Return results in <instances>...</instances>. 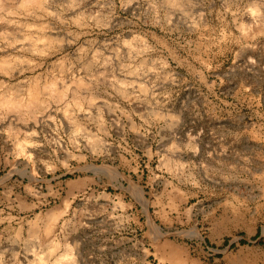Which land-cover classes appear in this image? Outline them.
Segmentation results:
<instances>
[{"label":"rangeland","instance_id":"374dc122","mask_svg":"<svg viewBox=\"0 0 264 264\" xmlns=\"http://www.w3.org/2000/svg\"><path fill=\"white\" fill-rule=\"evenodd\" d=\"M173 2L0 0V264H264V0Z\"/></svg>","mask_w":264,"mask_h":264},{"label":"bare ground","instance_id":"6f19581e","mask_svg":"<svg viewBox=\"0 0 264 264\" xmlns=\"http://www.w3.org/2000/svg\"><path fill=\"white\" fill-rule=\"evenodd\" d=\"M173 1L175 2V0H172V2ZM28 3H30V2H28ZM36 4H40V1H38V3H36ZM255 15H256L255 11L251 12V16H252L251 21L253 22V25L258 29L259 26L261 27L262 25H260L261 23L259 24L256 21V16ZM255 27H253V28H255ZM256 28H255V30H256ZM251 34H253V32L248 34V37ZM252 36H254V35H252ZM40 100L41 99H40V96H39V92H38V90L36 88H34V89L29 90V92L27 93V97L26 98L25 97L16 98L15 96L13 97V95H10V94H5V95L0 96V106L4 107L5 109H10V110H18V109L23 110L24 108L31 107L30 105L39 103L38 101H40ZM96 142H98V141L96 140ZM100 143L101 142L99 140V144ZM97 146H101V145H98V143H97L96 148H97ZM21 152L23 153V152H25V150L22 149ZM23 154H25V153H23ZM120 205H121V203H120ZM56 221H57V215H54L53 220L50 221L51 223H49L47 225V227H46V232L45 233H46L47 236H49V234H51L53 232V230L55 229V226H56L55 222ZM53 243H55V242H53ZM57 247H58L57 243L50 245V249H52V252L55 251V249H57ZM173 259H177L178 260V252L174 251ZM43 262H44V259L41 258V257H38L31 264H43ZM55 264H74V258L73 257L71 258L69 253H66L65 255H63L59 259H57Z\"/></svg>","mask_w":264,"mask_h":264}]
</instances>
